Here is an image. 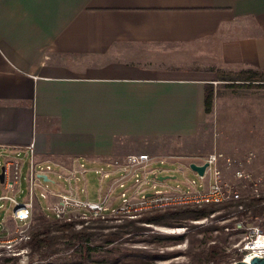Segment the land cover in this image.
Here are the masks:
<instances>
[{"label": "crops", "instance_id": "obj_1", "mask_svg": "<svg viewBox=\"0 0 264 264\" xmlns=\"http://www.w3.org/2000/svg\"><path fill=\"white\" fill-rule=\"evenodd\" d=\"M247 68L264 70V0H0V151L25 174L31 150L177 162L206 87Z\"/></svg>", "mask_w": 264, "mask_h": 264}, {"label": "built area", "instance_id": "obj_2", "mask_svg": "<svg viewBox=\"0 0 264 264\" xmlns=\"http://www.w3.org/2000/svg\"><path fill=\"white\" fill-rule=\"evenodd\" d=\"M32 154L26 174L20 156L4 155L2 165L4 179L0 182L5 192L0 194V201H4L0 206L4 207L6 202H10L12 209L8 219L5 218L0 225V247L19 257L26 248L18 249L15 245L30 238L36 206L44 216L76 221V226L80 228L92 219L108 220L118 216L135 218L144 211L186 204L223 203L243 196L241 188L223 180L218 167L222 154L217 152L209 153L200 162L190 161L208 165L203 174L194 171L197 178L187 177V180L176 185L165 183L167 179L161 181L156 178L159 168L155 164L165 163L167 159L156 158L147 152L94 160L74 157L68 163H37ZM190 162L181 168L191 169ZM168 169L162 168L163 171ZM90 173H94L98 179L96 199L89 198ZM236 176L244 179L250 192L264 190L261 178H253L242 170H237ZM22 182L25 183L24 189ZM150 183L151 186H148ZM150 188L154 191H150ZM22 193L25 196H20ZM256 219L245 229L243 225L248 223L239 221V228H236V231L244 229L245 239L234 250L247 261L255 255L264 256V227L261 223L264 219ZM9 221L11 226L7 224ZM22 263L28 264L29 259Z\"/></svg>", "mask_w": 264, "mask_h": 264}, {"label": "rangeland", "instance_id": "obj_3", "mask_svg": "<svg viewBox=\"0 0 264 264\" xmlns=\"http://www.w3.org/2000/svg\"><path fill=\"white\" fill-rule=\"evenodd\" d=\"M238 71L240 70H231L229 72L232 74L229 75L228 73L226 76H234ZM225 72H228V70ZM219 80L220 81L214 84V106L209 120L202 126L201 132L197 136L191 138L190 142L188 144L186 143L185 148L178 151L182 154L187 153L186 157H184L185 159L175 160L177 162H169L170 160H167L165 163L158 162L155 166L159 168L157 171L158 176H175L176 178L167 179L165 183L176 185L187 180V177L197 178L193 170L189 168H181V170L180 167H185L190 161L200 162L201 159L209 153H221L222 157L219 159L218 167L221 170L223 180L234 183L239 189L241 188V193L246 194L250 191V187L246 185L244 179L236 176L237 170L250 173L253 178H261L264 181V84H231V82L239 81L220 78ZM191 151H197V154H193L194 156L188 154ZM4 155L5 153L0 151V170L4 162ZM162 168L169 169L163 171ZM51 176L56 177L52 174ZM88 177L89 198L96 199L98 179L94 173H90ZM148 186H151V183ZM21 187L23 189L25 188L24 182H22ZM150 191H154V189L150 188ZM4 192L0 182V194ZM20 196H25V194L22 193ZM2 203H4V201H0V204ZM11 209L12 204L10 202H6L4 207L0 206V225L5 221V218L8 219ZM40 210L41 209L36 206L32 221L33 227L41 225V223L47 219ZM223 212L225 211L220 210L212 213L208 217L197 220H187L184 225L175 226L138 221L137 224L144 227L143 230L132 235L127 233L123 238L116 239L112 242H103L105 234L116 231L115 225L125 223L130 218L118 216L116 218L103 220L102 224L105 225L102 230L103 233L99 232L95 243L105 244L103 245V249L120 248L124 250L126 255L122 258V262L128 264H141L142 262L153 264H190L191 254L198 250L202 240L207 239V245H209L214 243L219 237L226 235L228 237L227 251L232 252V255L235 256L233 253H237L234 250L235 246L245 239L244 229L254 223L243 225L244 229H240L242 231H236V228H239L237 226L238 223H232L235 216L229 218H226V216L218 217ZM138 217L139 216L135 218L138 219ZM262 219H264V217H262L261 220ZM256 220L259 221L260 218ZM7 224L9 226L12 225L10 222H7ZM83 225L86 224L84 223ZM208 225H219L224 227L222 229H213L206 234L201 230H204ZM161 234H184L185 237L181 241H168L166 239L156 240L155 235ZM23 242L24 241L15 245L18 249L23 247L26 248V251L22 253L24 256H20L22 259L21 261L19 259V263L31 259L29 258L30 249L27 246H23ZM144 250L146 252H143ZM101 253L96 254L95 257L103 258L105 256H112L103 253L102 250ZM143 253L151 255L146 256ZM115 255H117V253H115ZM2 256L14 255L6 251L4 247H0V257ZM32 258H34L35 261L37 259L36 256H32ZM89 264L92 263L90 262Z\"/></svg>", "mask_w": 264, "mask_h": 264}, {"label": "trees", "instance_id": "obj_4", "mask_svg": "<svg viewBox=\"0 0 264 264\" xmlns=\"http://www.w3.org/2000/svg\"><path fill=\"white\" fill-rule=\"evenodd\" d=\"M231 75V72H222L221 79L232 80L239 82H231V84H264V70L247 68L236 72V75ZM214 86L208 85L205 92V107L207 113L212 112L214 106ZM224 210L220 216L226 218L235 216L232 223L243 222L251 223L257 217L264 216V190L259 193L248 192L236 200H231L223 203H205L202 205L186 204L178 206H169L166 208L145 211L138 215V219L129 218L125 223L115 225L116 231L105 234L103 242H112L116 239L123 238L127 233L135 234L144 227L137 224L138 221L154 223L158 225H184L187 220H197L208 217L214 212ZM46 217V216H45ZM39 226H34L30 230V238L23 242V246L30 249L28 264H128L122 262V258L126 252L120 248H105V244H96L98 238L105 225L103 220L92 219L91 224L83 225L78 228L76 221H67L57 218H49ZM262 225L264 222H261ZM224 226L208 225L204 230L206 234L213 229H222ZM103 233V232H102ZM222 235V234H219ZM229 235V234H228ZM185 237L180 235H155L156 240L166 239L181 241ZM228 237L223 235L214 243L207 245V239L201 241V246L191 254L190 264H231L242 259L241 254L232 255V252L227 251ZM107 253L112 256L96 258L98 253ZM143 252H146L145 250ZM117 253V255H115ZM102 254V253H101ZM150 256L151 254H145ZM115 255V256H114ZM32 256H36V261ZM156 257V256H154ZM19 256H2L0 264H21ZM133 264V263H129ZM141 264H153L142 262Z\"/></svg>", "mask_w": 264, "mask_h": 264}, {"label": "water", "instance_id": "obj_5", "mask_svg": "<svg viewBox=\"0 0 264 264\" xmlns=\"http://www.w3.org/2000/svg\"><path fill=\"white\" fill-rule=\"evenodd\" d=\"M190 168L193 170V171H197L199 174H203L208 163H205L203 165H199L195 162H190ZM4 167H2V172L0 173V181L2 182L3 179H4ZM43 178H46L45 175H42ZM172 177H175V176H172ZM156 178L158 180H166V179H170L171 176L170 175H160V176H156ZM231 264H264V256L260 257L259 255H255L254 257H252V259L250 261H247V260H244V259H241L239 261H236L234 263H231Z\"/></svg>", "mask_w": 264, "mask_h": 264}]
</instances>
